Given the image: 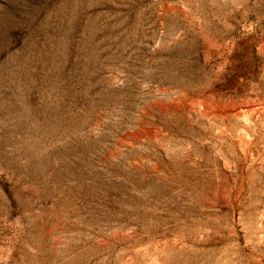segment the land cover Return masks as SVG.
Segmentation results:
<instances>
[{
	"label": "rangeland",
	"instance_id": "374dc122",
	"mask_svg": "<svg viewBox=\"0 0 264 264\" xmlns=\"http://www.w3.org/2000/svg\"><path fill=\"white\" fill-rule=\"evenodd\" d=\"M0 264H264V0H0Z\"/></svg>",
	"mask_w": 264,
	"mask_h": 264
}]
</instances>
